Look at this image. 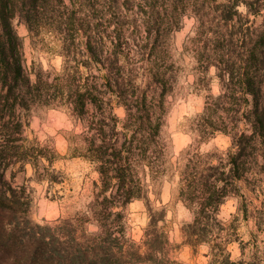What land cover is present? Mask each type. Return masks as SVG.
Wrapping results in <instances>:
<instances>
[{
    "label": "trees",
    "instance_id": "1",
    "mask_svg": "<svg viewBox=\"0 0 264 264\" xmlns=\"http://www.w3.org/2000/svg\"><path fill=\"white\" fill-rule=\"evenodd\" d=\"M186 17L195 26L185 49L205 70L214 67L220 83L193 131L231 142L223 152L191 145L171 163L163 131L179 69L170 38ZM14 19L53 40L63 60L54 76L25 69ZM37 105L71 108L84 129L77 154L98 173L84 212L42 223L30 216L25 186L12 181L46 157L29 132ZM169 173L193 214L184 243L208 244L210 264H264L257 238L240 241L242 256L232 259L228 245L239 238H226L218 217L238 198L246 219L264 222V0H0V264H174L166 210L149 201ZM134 200L149 211L139 242L125 212Z\"/></svg>",
    "mask_w": 264,
    "mask_h": 264
},
{
    "label": "rangeland",
    "instance_id": "2",
    "mask_svg": "<svg viewBox=\"0 0 264 264\" xmlns=\"http://www.w3.org/2000/svg\"><path fill=\"white\" fill-rule=\"evenodd\" d=\"M13 28L21 38L24 53V67L36 73L43 70L52 76L62 68V57L54 52L53 40L46 36L30 33L25 23L18 19L12 21ZM195 26L192 18L186 17L181 28L171 35V47L179 73L177 87L167 98L168 113L163 135L167 142V154L171 163L177 161L183 150L189 146H198L202 152H223L231 139L222 133H215L202 141L193 131V119L204 107L206 96L217 94L220 83L216 70H205L193 53L185 49L188 35ZM115 113L122 117L124 110L115 108ZM83 124L71 108L59 105H37L31 112L30 136L46 149V157L27 164L24 170L17 171L11 179L12 168L6 172V179L14 185H23L30 195V216L35 222H51L58 218L74 217L84 212L93 198V182L98 173L77 152L84 147ZM18 166L14 167V170ZM19 182L20 184H17ZM150 205L166 210L165 228L168 231L173 250L170 257L174 264H210L211 249L208 244L197 248L184 243L182 227L192 221L193 214L179 197L177 176L170 173L162 178L149 195ZM128 219L129 236L141 241L144 229L149 221L146 200H134L125 208ZM220 221L225 225L226 238L239 240L228 245L232 259L242 256V244L261 241L264 246V222L257 215L244 217L240 210V199L231 198L219 209ZM89 230L97 229L95 224ZM248 253V247L246 248Z\"/></svg>",
    "mask_w": 264,
    "mask_h": 264
},
{
    "label": "crops",
    "instance_id": "3",
    "mask_svg": "<svg viewBox=\"0 0 264 264\" xmlns=\"http://www.w3.org/2000/svg\"><path fill=\"white\" fill-rule=\"evenodd\" d=\"M15 178H16V177H15ZM15 178H14V179H15ZM17 184H20V183H19V182H17Z\"/></svg>",
    "mask_w": 264,
    "mask_h": 264
}]
</instances>
